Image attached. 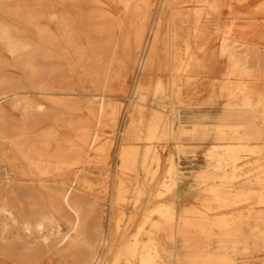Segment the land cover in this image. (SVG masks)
<instances>
[{"label": "bare ground", "instance_id": "obj_1", "mask_svg": "<svg viewBox=\"0 0 264 264\" xmlns=\"http://www.w3.org/2000/svg\"><path fill=\"white\" fill-rule=\"evenodd\" d=\"M198 88L197 104L223 102L187 128ZM198 133L217 144L194 171L161 155L194 157ZM263 137L264 0H0V213L16 189L40 193L21 228L54 242H24L14 264H264ZM183 195L195 203L176 208Z\"/></svg>", "mask_w": 264, "mask_h": 264}, {"label": "rangeland", "instance_id": "obj_2", "mask_svg": "<svg viewBox=\"0 0 264 264\" xmlns=\"http://www.w3.org/2000/svg\"><path fill=\"white\" fill-rule=\"evenodd\" d=\"M60 9H64L66 11H70L71 8L69 5H64V6H59ZM80 11L85 9L84 5L79 6ZM112 12H116L117 9L114 6L110 7ZM135 82L134 79L130 78L128 81V85H132ZM130 91V88H129ZM129 93V92H128ZM127 94L124 96L121 95L120 93H117L114 95V99L117 101L121 102L122 106V113L120 117V122L117 128V133H116V143L119 140V130L123 128L124 121H123V116L126 111V106H127V98H125ZM77 100L84 98L82 95L76 96ZM95 128V126H93ZM104 137L109 138L111 136V132L109 129L105 128L104 129ZM260 140L264 141V137L261 138ZM116 148V147H115ZM114 149V148H113ZM114 151V150H113ZM165 151H161L162 153ZM113 155L111 157V160L109 163L105 165H100L96 168H93V172L91 175H89L90 181L93 183V186L97 192H99L102 189V184L101 180L104 175H101L102 172H111L113 167L116 165L117 161L116 159L113 158ZM40 193L37 192H31V191H26L22 189H16L13 191L10 197V201L8 202V208L10 209L11 212V217H4L2 213H0V231L3 229V233L6 234L7 238L4 241H0V264H14V262L11 261L9 258L8 253L12 251L13 249H19L20 245H22L24 242H27L30 246L36 248V249H47L48 247H51L54 242H53V237L51 236L47 240V244L43 243V237H40L39 234L37 233H32V234H25L22 231L21 228V222L27 218H35L37 215V210L40 212L44 211L47 208V202L45 201V198L39 196ZM107 196V195H106ZM102 204L104 205V209L107 213V217L109 216V205L107 200H103ZM122 210H124L125 213H129V208L127 206H123ZM60 225V231L65 230V225L63 222H59ZM94 221L93 220H88L87 221V226L89 231H93L94 229ZM104 229H107V218H105V221L103 223ZM133 230V227L130 229V231ZM251 256V255H247ZM252 259H248V263L252 264Z\"/></svg>", "mask_w": 264, "mask_h": 264}, {"label": "crops", "instance_id": "obj_3", "mask_svg": "<svg viewBox=\"0 0 264 264\" xmlns=\"http://www.w3.org/2000/svg\"><path fill=\"white\" fill-rule=\"evenodd\" d=\"M209 91L207 89L198 88L197 90L191 91L188 93V101L190 102L188 106L182 108L180 110L181 113V121L178 120L175 122V127L178 126L179 121L182 123L184 127L191 128V126L194 123H201V126L206 123L209 126L215 123L214 116L217 115L220 112L222 100L219 101L217 105H200L197 104L201 101V99H205L209 96ZM202 116H209L207 119H201ZM200 126V124H198ZM198 138V139H197ZM183 144H186L188 146H198L200 149L196 151V154L194 157H191L192 155H186V154H178L175 150L174 143L168 142L165 148V151L162 153L164 157H167L169 154H171L174 157L175 162L177 163L178 168L183 173H188V169L192 168V171L195 170V167L197 165H202L205 163V155H204V149L207 147L212 146L213 144H217L215 140H213L211 137L208 139L201 140L200 139V133L196 136V139L183 141ZM224 144V142L220 143ZM244 163V162H243ZM191 178L187 179V181L191 182ZM186 182V181H185ZM195 203L194 200L190 199L188 195L181 196L176 201V208L182 207V206H189L191 204Z\"/></svg>", "mask_w": 264, "mask_h": 264}]
</instances>
